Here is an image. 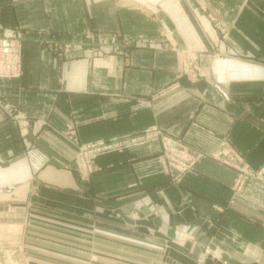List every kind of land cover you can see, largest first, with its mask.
Wrapping results in <instances>:
<instances>
[{
	"label": "crops",
	"instance_id": "crops-1",
	"mask_svg": "<svg viewBox=\"0 0 264 264\" xmlns=\"http://www.w3.org/2000/svg\"><path fill=\"white\" fill-rule=\"evenodd\" d=\"M198 2L171 0L174 26L188 24L187 41L200 56L191 80L180 76L173 52L171 65L166 54L141 46L128 56L89 54L96 32L123 28L132 0H0V32H24L22 75L0 78V264H203L207 256L264 264L263 181L250 179L231 200L238 170L208 157L172 183L155 159L156 142L102 157L91 181L69 169L75 142L152 124L207 152L236 150L253 167L264 163V80L215 77L227 59L264 69V0H200L235 25L220 55L218 35L196 14ZM56 39L76 42L74 54L56 51ZM22 203L31 213L29 237L45 241L26 249L50 245L56 258L21 260V213L8 208ZM150 217L153 226L141 223Z\"/></svg>",
	"mask_w": 264,
	"mask_h": 264
},
{
	"label": "rangeland",
	"instance_id": "rangeland-1",
	"mask_svg": "<svg viewBox=\"0 0 264 264\" xmlns=\"http://www.w3.org/2000/svg\"><path fill=\"white\" fill-rule=\"evenodd\" d=\"M132 5L134 10L132 11V16L128 13L123 17L124 26L121 30H116L115 32H105L100 31L96 32L98 37V42L95 43L94 49L91 50V56L102 58L103 55L110 52L128 56L129 52L135 47H145L155 53L158 52L166 54V59L164 62L166 64H172V57H168L167 52H173L178 60L180 57L181 74L180 76H186L191 80L198 76L199 70V54L192 52L188 43L187 33L189 31V26H182V28L175 27L172 22L174 14L173 7L171 8V0H164L167 5H162L159 3L156 5L155 0H132ZM248 1V0H246ZM200 2V0H199ZM198 2V3H199ZM200 10H196V14L199 16L206 17L207 20H203L205 23L210 22V26L207 28V32L214 30L216 36L218 35V40L216 41V52L220 55L219 51L224 50L227 46V38L230 37L232 30L235 25L233 21L220 16V12L214 7H212L208 2L199 3ZM176 17V16H175ZM202 17V18H203ZM220 17V18H219ZM201 17L199 18L201 21ZM131 20V22H130ZM127 21V22H126ZM203 21L201 23L203 24ZM205 26V25H204ZM178 29L181 33L180 41L177 39V32L174 33L175 28ZM3 29H17L22 31L23 40L24 32L20 28H3ZM204 29V28H203ZM92 36V35H91ZM133 36V37H132ZM91 40V39H90ZM3 30L0 32V59L1 61L5 56L1 51L4 50L5 43L3 42ZM87 43V42H86ZM54 49L58 52H63L67 56H72L77 49L78 44L74 41H67L63 39H56V42L53 43ZM231 47V46H230ZM231 49H233L231 47ZM232 51H235L234 49ZM246 53V52H245ZM247 54V53H246ZM245 55V54H244ZM222 56V55H221ZM246 57V56H243ZM245 60V59H244ZM127 61L130 60L127 58ZM246 61V60H245ZM244 61V62H245ZM219 62V61H218ZM243 62V61H242ZM246 64H241L237 60H228L222 61V66L226 69L231 67L236 68L237 72L226 71L223 68L222 73L217 71V81H226L228 82H258L264 80V69L257 71V63L250 61ZM255 63V64H254ZM219 63L217 64V66ZM5 66L4 62H0V71L1 68ZM264 67V66H263ZM219 68V67H218ZM217 68V69H218ZM228 69V70H229ZM22 73H23V59H22ZM20 77V76H18ZM13 77V78H18ZM4 78V77H0ZM225 94V93H224ZM10 113V111H8ZM104 141L106 146L110 148L98 149L94 148V144L97 145V142ZM153 142L159 144V152L155 156L160 170L169 178L172 183H180L188 174L193 173L196 170V166L204 158L212 157L219 162H222L226 165L232 166L238 170V175L235 180V183L232 186V198L233 200L236 195L242 193L244 190L247 181L250 179H256L264 182V163L259 167H253L250 162L247 161L246 157L242 154H239L236 150L230 151L231 154L227 153L224 149H219L215 153L207 152L191 143H189L184 137L176 136L168 133L164 128L158 126L157 124H152L142 131L135 134H128L125 136H120L111 139L98 138L95 140L88 141H77L75 142L76 152L73 157V161L69 164V169L72 173H77L81 180L91 181L94 175L102 169L104 164L100 159L102 157H107L108 154H121L125 153L127 150L135 148L137 146L148 145ZM94 148V149H93ZM93 149V150H92ZM232 155V156H230ZM101 161V162H100ZM243 168V171L241 170ZM239 178L244 179V185L241 188H237L236 184ZM17 207V208H16ZM19 207V208H18ZM219 208V207H218ZM8 209L18 210L21 213L20 219V246H21V260L25 261L28 257H31L36 260H48L51 258H56L54 252H51L52 246H49V250H40L31 248L29 251L25 247V243L30 244L34 247L41 246L40 244L45 242L44 239H41L39 236L35 239L29 237L28 234V224L29 217L31 216L29 206L27 203H22L12 205ZM220 209V208H219ZM124 215L122 210H118V223L123 225L126 224V219L122 218ZM43 220V219H42ZM42 220H35V222L43 223ZM34 221V220H31ZM38 235V234H37ZM36 240V242H35ZM50 244V243H48ZM56 248V247H55ZM29 252V254H28ZM119 255V251H116ZM122 253V252H121ZM68 255L75 260L76 251H68ZM207 256L206 258H208ZM211 258V256H210ZM71 260V259H70ZM26 262V261H25ZM162 264H169V260L164 259Z\"/></svg>",
	"mask_w": 264,
	"mask_h": 264
},
{
	"label": "built area",
	"instance_id": "built-area-1",
	"mask_svg": "<svg viewBox=\"0 0 264 264\" xmlns=\"http://www.w3.org/2000/svg\"><path fill=\"white\" fill-rule=\"evenodd\" d=\"M3 38H4L3 42L5 43V47L4 50L1 52L4 53L3 55L5 56V61L4 59L2 61L0 59V62L1 63L4 62L5 66L1 68L0 77L13 78V77L21 76L22 75L21 44L23 39V33L22 31L17 29H3ZM105 143L106 142L104 141L97 142V145L94 144V148L95 146H97L96 150H98L99 148L100 149L110 148V146L107 147ZM241 170L243 171V168ZM243 185H244V179L239 178L236 187L241 188L243 187Z\"/></svg>",
	"mask_w": 264,
	"mask_h": 264
},
{
	"label": "water",
	"instance_id": "water-1",
	"mask_svg": "<svg viewBox=\"0 0 264 264\" xmlns=\"http://www.w3.org/2000/svg\"><path fill=\"white\" fill-rule=\"evenodd\" d=\"M151 218H149V220H146L145 222H141V223H145L148 224L149 226H153V223L151 222ZM203 264H221L219 261H213L210 256L208 258H206L205 260H203Z\"/></svg>",
	"mask_w": 264,
	"mask_h": 264
}]
</instances>
